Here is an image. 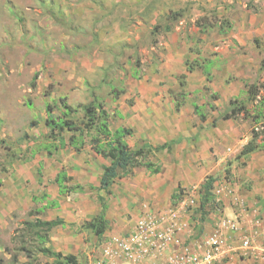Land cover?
I'll use <instances>...</instances> for the list:
<instances>
[{
	"label": "rangeland",
	"instance_id": "1",
	"mask_svg": "<svg viewBox=\"0 0 264 264\" xmlns=\"http://www.w3.org/2000/svg\"><path fill=\"white\" fill-rule=\"evenodd\" d=\"M256 38L264 42V0H0V264L51 263V257L34 249L38 241L25 228L24 223L35 218L63 219L48 232L44 245L73 254L78 264H85L83 257L97 238L81 224L93 218L101 204L111 203L113 195L102 192L99 200L97 190L89 186L82 194L67 193L56 200L55 208L40 207L43 194L58 196L54 181L58 171L74 178L86 162L93 171L82 181L95 182L98 176L94 172L98 158L88 145L81 153L74 151L67 143L69 132L61 134L64 145L53 148L51 155L43 148L53 144L44 124L45 104L60 97L73 106L94 97L102 100L111 129L121 125L133 129L132 137H127L132 148L150 143L149 134L160 135L159 129L163 137H170L175 124L181 127L185 122L192 127L186 139L221 141L224 159L216 160L202 176L203 182L209 175L215 178L206 210L215 211L213 224L225 221L221 233L230 254L213 264H264V216L259 208L241 197V204L230 203L244 211L235 209L236 217L228 219L214 192V184L244 180L248 159L235 156L250 139L252 128L260 130L264 120L260 116L254 123L242 113L221 119L232 99L251 116L264 114L263 52ZM188 66H194L192 72ZM249 85L256 86L257 96L248 95ZM175 94L178 99L185 94L180 111L174 108ZM163 137L153 138L154 145ZM257 142L256 156L264 155V132ZM170 150L151 153L148 159L168 164L175 159ZM116 183L121 185L118 179ZM194 185L179 188L174 201L184 199L193 215L202 200L201 182ZM245 186H250L246 179ZM254 225L258 232L251 248L239 249L240 237ZM227 230L233 233L230 238L224 236ZM24 246L31 257L24 254Z\"/></svg>",
	"mask_w": 264,
	"mask_h": 264
},
{
	"label": "crops",
	"instance_id": "2",
	"mask_svg": "<svg viewBox=\"0 0 264 264\" xmlns=\"http://www.w3.org/2000/svg\"><path fill=\"white\" fill-rule=\"evenodd\" d=\"M184 97H183V102L178 110H176L174 106L176 111H180L181 108L185 105L186 99ZM174 100H173V104H174ZM193 105L194 103H192V107ZM222 120H228V119H222ZM175 125L176 127L174 134L169 135L170 137H166L168 136L167 134L165 135V137H163L164 135L162 134L163 132L162 129H159L160 135L149 134V137L147 136L149 142L152 143L151 145H154L155 142H157L156 140H153V138L156 139L158 136L163 137V139L161 140L162 142H160L159 144L171 140L176 141V143H174V150L173 148L171 149L175 153L174 154L175 159L168 161V164H172L170 168L167 167L168 164H158V163H156L160 167L158 172H152L149 169H146L144 166H140L144 168V169L142 168L141 170L134 167L130 173L118 176L114 179L110 187V193H109L110 195H113V197L111 198V203L107 205L105 208L104 218L108 223V228L109 225L118 223L116 224L117 226L114 227L117 228L115 229L117 231H113L114 229L113 228L110 231L106 230L103 234L123 233L127 230V228L133 225L134 221L142 213L148 211L156 212L164 209L167 210L168 208H176L179 210L178 212V221L180 224L179 237L182 242H186V243L189 242L190 244L201 246V244H203V242L208 238H210L215 232L214 230H216L217 224L215 225V223L214 224L212 223L213 220L212 216L215 211L212 212V210H210V213L206 214V217L201 224L202 227L201 232L195 237L196 234L195 226L197 222L195 217L197 215L194 217V215L192 214V209L186 206V204L185 205L183 203L176 204L174 203V201L177 199V195H178L177 192L179 188H181L182 190L194 189L195 188L194 184H197L199 182H201L202 184L204 180L202 177L203 171L210 170L211 168H213L215 166L216 160L217 163H220L224 159L226 155L224 150L225 147L221 141H215L213 139L209 140L198 137L195 139H191V138L186 139L185 137L192 135L191 133L192 127L190 126V124L185 122L181 124V127L179 126V124H175ZM172 129L173 128L171 127L170 130ZM166 130L168 131V128H166ZM166 130L164 129L165 133ZM130 137H132V135ZM244 144L245 143L241 145L240 149L238 150L235 156V158L248 159L246 165V171L242 173L244 176V180L238 179V182H228L224 180L222 182H219L218 184H214L215 187L214 192H216L217 195L215 196V198L218 197L220 202H222L224 212L227 214L226 217L228 219H234L236 217L235 209L237 210V212L240 211V213L244 211L237 209L234 205L232 206V203H230V202H234V203H238V205L241 204L239 199L241 197L246 199L248 202L253 203V205H256V207L259 208L260 214L264 216V155L256 156L258 151V149H256L248 154L241 155L240 157H238V154ZM93 153L95 154L94 156H96L99 160V169L94 165V172L95 171L98 172V176L96 177L95 182H92L91 180H87V179L86 181H82V178L88 177L90 172L93 171L90 169V165H88L86 162H84L85 164L83 165L82 168L83 172L80 173L79 176H75L74 178L72 175L67 174L63 170L68 176L71 177L70 181H67L66 183L70 185L78 186V188H75L74 191H70L71 193L69 192V194L71 195L73 193L82 194L87 190H89V186H90L91 189L97 190L99 196H103L102 192L105 191L103 189L101 190L97 189V187L99 186V179L102 173V165L108 164L109 161L108 159L102 157L101 155L96 154L94 151ZM117 179L121 181V183H119L121 185H118L117 183L115 184V181ZM245 179L248 181V185H250L249 188H247L246 186L243 187L245 185ZM90 182H92V184H89ZM192 192H194V190ZM66 194L67 193L65 192H59L57 186L58 196L50 198L47 194H43V196L40 197V200L44 202H42L40 207L45 205L47 200L51 204L54 203V205L50 206V208H55L58 206L56 200L59 201L60 198H65ZM214 208L216 207H213V209ZM64 210L68 214L71 212L66 208L63 209V211ZM98 213L99 212H97L95 215H97ZM126 217H129L128 220H125ZM61 220L63 221V219ZM121 220L124 221V223H122V226L119 225L122 222ZM253 227L254 228L250 226L251 230L250 229L249 230L252 231L255 236V234L257 235L258 231L255 225ZM231 235H233L232 231L227 230V232L224 233V236H226V238L228 237L230 238ZM94 236L95 238H97L96 235ZM225 253H224L225 257L230 256V254H227L228 253L227 251ZM219 264H224V262H221Z\"/></svg>",
	"mask_w": 264,
	"mask_h": 264
},
{
	"label": "trees",
	"instance_id": "3",
	"mask_svg": "<svg viewBox=\"0 0 264 264\" xmlns=\"http://www.w3.org/2000/svg\"><path fill=\"white\" fill-rule=\"evenodd\" d=\"M169 27H167V30ZM255 43L262 47L263 57L261 59V65L264 66V42H260L259 39L254 40ZM194 66H188L187 71H193ZM185 74H182L184 77ZM37 77L35 73L32 78V86H34V81ZM184 81V80H183ZM181 81V83H184ZM116 91V90H112ZM248 95L250 97H255L258 95V89L254 85H249L247 88ZM176 100L175 108L179 109L183 99H178L177 94L174 95ZM236 99L230 101L231 107L228 112L221 114V119H231L236 118L240 113L245 117H251L254 123H258V119L261 116L264 119V114L262 112H257L256 115H249L247 110L242 104L237 105ZM194 112L200 114L203 118V114L200 112L199 106L194 104ZM46 117L44 119V124L48 129L49 137L53 141V144H46L43 148L46 150L48 155L52 154L53 148H58V146L64 145L60 136L64 132H69L67 138V143L76 152H81L86 145H88L91 150L96 154L108 159V164L102 165V173L99 179V186L97 189H103L107 194L110 193V187L114 179L120 175H125L130 173L134 167L144 166L152 172H158L160 167L153 161L148 159L151 153L158 151H169L175 140L167 141L158 145H151L147 142L132 148L126 141L128 136L133 134V129L127 126H118L115 129L110 128V115L102 100L98 98H92L86 103H81L76 106L70 105L65 97H60L58 100L48 102L45 104ZM35 125L31 122L30 126ZM264 132V120L260 123V130L253 127L251 130L250 139L242 146L238 157L241 155L248 154L259 147L257 142V137L260 132ZM87 136V140L85 139ZM58 139V140H57ZM57 142V145L55 144ZM71 177L68 176L63 170L58 172L55 178L59 192L69 193L78 188L76 185L67 184ZM214 177L207 176L205 181L201 185V198L199 208L194 213L196 222V234L195 237L201 232V224L204 221L206 214L207 204L211 203L210 200L213 197L212 188ZM99 200H102V196H98ZM54 203H50L46 200V204L41 207L45 209L46 207L53 206ZM106 205L101 204V210L97 215H95L90 220H87L81 224L85 229H88L92 234L100 238L102 234L107 230L108 223L104 218V211ZM41 209L39 211H41ZM38 211V212H39ZM199 217V218H198ZM63 221L61 219H40L35 218L32 222H25V228L28 231L33 232L38 243L34 246L35 250L41 254L51 257L52 261L50 264H78V259L73 254H62L60 252L52 250L50 246H45L44 242L48 240V232L55 226L62 225ZM27 257H31V252L29 248L25 247L22 249ZM84 262L85 257H83Z\"/></svg>",
	"mask_w": 264,
	"mask_h": 264
},
{
	"label": "built area",
	"instance_id": "4",
	"mask_svg": "<svg viewBox=\"0 0 264 264\" xmlns=\"http://www.w3.org/2000/svg\"><path fill=\"white\" fill-rule=\"evenodd\" d=\"M178 203L185 205L184 199ZM178 212L176 208L144 212L125 232L103 234L87 252L85 264H213L223 256L227 251L221 233L225 221L197 246L180 240ZM253 236L246 231L239 239V249H250Z\"/></svg>",
	"mask_w": 264,
	"mask_h": 264
}]
</instances>
